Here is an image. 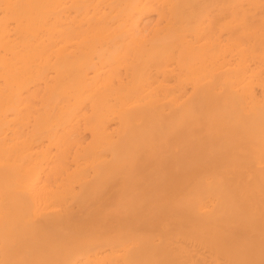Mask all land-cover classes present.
<instances>
[{"label":"bare ground","instance_id":"obj_1","mask_svg":"<svg viewBox=\"0 0 264 264\" xmlns=\"http://www.w3.org/2000/svg\"><path fill=\"white\" fill-rule=\"evenodd\" d=\"M0 264H264V0H0Z\"/></svg>","mask_w":264,"mask_h":264}]
</instances>
